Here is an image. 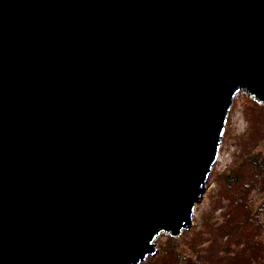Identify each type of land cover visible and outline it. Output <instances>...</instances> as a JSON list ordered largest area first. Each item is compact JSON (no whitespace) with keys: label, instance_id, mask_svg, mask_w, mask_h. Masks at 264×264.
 <instances>
[{"label":"water","instance_id":"1","mask_svg":"<svg viewBox=\"0 0 264 264\" xmlns=\"http://www.w3.org/2000/svg\"><path fill=\"white\" fill-rule=\"evenodd\" d=\"M240 92L264 105V0H0V264L154 255Z\"/></svg>","mask_w":264,"mask_h":264},{"label":"rangeland","instance_id":"2","mask_svg":"<svg viewBox=\"0 0 264 264\" xmlns=\"http://www.w3.org/2000/svg\"><path fill=\"white\" fill-rule=\"evenodd\" d=\"M256 154L264 159V105L240 92L232 99L225 127L221 132L217 160L206 184V190L209 189L212 195L209 197L203 195L201 202L195 208L192 224L178 237L172 238L174 244L166 242L167 237H170L168 234H159L154 239L157 251L139 264H178L182 261L180 257L182 252L179 249L181 246L196 244L198 248L205 249L209 246L207 241L209 236L215 233L214 237H217L218 231L225 232L232 224L237 223L238 220H233L236 216H243L246 213L247 205L257 213L258 206L264 201V192L259 189V180L262 179L264 185V177L259 175L257 177V172L254 171V176L250 174L249 166L245 164L248 156ZM225 173L245 177L242 185L239 182L236 187L240 186L239 189L244 188L247 192L239 190L236 193V190L230 189L229 184L223 182ZM237 194L242 196L240 201L236 200ZM258 220V224L253 226L256 228L254 236L257 244L250 257L248 256L250 247L245 246L244 252L239 253V245L230 234H227L219 244L220 247L226 246V250L220 251L215 247L213 249L215 257L206 259L207 264H264V228L261 229L264 217L260 216ZM168 248H170L169 253ZM207 256H209L208 251L203 258ZM150 257L154 258L149 260ZM194 264L200 262L196 260Z\"/></svg>","mask_w":264,"mask_h":264},{"label":"trees","instance_id":"3","mask_svg":"<svg viewBox=\"0 0 264 264\" xmlns=\"http://www.w3.org/2000/svg\"><path fill=\"white\" fill-rule=\"evenodd\" d=\"M246 165H248V170L250 171V174H252L253 176L255 175L254 172H257V177L259 175V177L261 176L262 178L264 177V159H262L260 156H258V154L256 155H251L248 156L246 162ZM254 171V172H253ZM249 174V172L247 173ZM245 180V177H240L239 174H228L225 173L224 174V179L223 182L225 184H229L228 187L230 189H234L236 190V193L239 190H243L244 192H247L244 188H240L236 187V184H238L240 182V185H242L243 181ZM264 185L262 182V179L259 180V189H261L264 192L263 189ZM230 194L232 195V190L229 191ZM207 197L211 196V192L210 190H206L205 194ZM238 197L236 198V200L238 199L239 201L241 200L240 198H242V196H240L239 194H237ZM264 195V193H263ZM247 211L246 213H244L243 216L238 215V217L236 216L235 220H238L237 223L232 224L231 227L225 231H218L217 232V237H214V234H211L209 236V238L207 239L208 241V247L205 249H200L198 248V246L195 244H190L191 246H181L179 249H181V255L180 257L182 258V261H180L178 264H194V261H198L200 262V264H207L208 262H206V259L212 257H215V252H213V249H215V247L218 249H220V251H224L226 250V246H222L220 247L219 244L222 243V238H224V235H231V238L233 240H235L237 242V244L239 245V253H243L244 252V247L245 246H249L250 247V251L248 253V256L250 257L251 254L254 252V247L257 244L256 241V236H254L255 232H256V228L253 227L256 224H258V218L260 216L264 217V201L258 206L257 209V213L253 211V209L250 207V205H247ZM256 211V210H255ZM241 219V221H240ZM258 220V221H257ZM255 228V229H254ZM264 228V224H261V229ZM254 229V230H253ZM253 230V231H251ZM254 236V237H253ZM166 242L170 243V244H174V240L172 239V237H167ZM170 248L167 249L168 253ZM208 251L209 256H207L205 259L203 258L204 255H206V252ZM187 253V254H186ZM195 255V256H193ZM244 255V254H243ZM246 256V255H245ZM154 257H150L149 260L153 259ZM188 258V259H187ZM205 261H204V260Z\"/></svg>","mask_w":264,"mask_h":264},{"label":"bare ground","instance_id":"4","mask_svg":"<svg viewBox=\"0 0 264 264\" xmlns=\"http://www.w3.org/2000/svg\"><path fill=\"white\" fill-rule=\"evenodd\" d=\"M193 219H194V218L192 217V222H193Z\"/></svg>","mask_w":264,"mask_h":264}]
</instances>
